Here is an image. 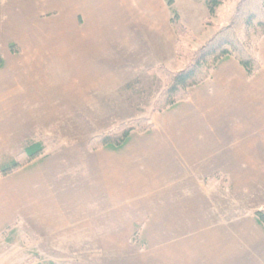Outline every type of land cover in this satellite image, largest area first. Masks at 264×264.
Segmentation results:
<instances>
[{
	"label": "rangeland",
	"instance_id": "374dc122",
	"mask_svg": "<svg viewBox=\"0 0 264 264\" xmlns=\"http://www.w3.org/2000/svg\"><path fill=\"white\" fill-rule=\"evenodd\" d=\"M238 2L222 0L216 12L210 14L207 0H0V63H4V67L0 66V89L2 82L18 77L23 79L25 87L41 81L38 89L29 91L50 94L48 100L34 102L35 115L30 112V106H24L20 112L14 109V104H9L8 110L13 112L8 113L7 120L0 116V167L10 164L9 158L14 159L24 151L30 140L24 144L19 141L40 125L41 132L36 131L38 138H46L50 145L55 137L65 142L67 150L46 163L53 166L50 172L55 183L61 185L63 178L64 186L71 190L70 195L57 194L54 200L58 204L50 211L48 204L52 202L41 204L44 207L33 206L31 194L25 196L22 204L18 202L14 206L15 211L8 218L13 222L0 226V264H150L142 253L144 244L140 235L146 217L142 205L130 220L129 213L122 210L119 221L112 219V196L96 186L97 171L92 159L96 149H89L88 142L139 117L153 121L152 106L166 82L159 67L170 71L184 68L193 51L217 28L229 24ZM149 4L161 7V12L145 17ZM164 10L168 40L162 43V58L167 64L148 70L136 67L135 83L111 98H81L80 92L89 90L97 78L115 74L123 78L122 70L132 64L151 63L150 53L143 44L137 45L135 53L125 48L127 35L124 34L137 30L139 39L138 32L147 33L144 31L147 26L151 25L153 34L159 27L163 29L164 17L160 13ZM174 12L188 32L180 37L177 46L173 45ZM153 34L151 40L159 44ZM96 101L104 102L103 115L90 114L96 108ZM48 110L49 115L45 113ZM47 122L49 129H45ZM10 125L21 128L11 130ZM249 135L252 145L249 144L248 154H263L264 133L256 131ZM47 150L45 146L40 156ZM32 162H25L7 175L1 174L8 176L5 183L12 187L14 175L11 174ZM27 177L24 184L26 192H30L31 175ZM80 183H86L85 189ZM63 204L70 208L66 216L56 211ZM248 204L264 209V185L261 191L249 196ZM3 213L4 208L0 207V215ZM126 232H131V236L127 237Z\"/></svg>",
	"mask_w": 264,
	"mask_h": 264
},
{
	"label": "crops",
	"instance_id": "0c3cea01",
	"mask_svg": "<svg viewBox=\"0 0 264 264\" xmlns=\"http://www.w3.org/2000/svg\"><path fill=\"white\" fill-rule=\"evenodd\" d=\"M146 8L145 17L161 12V7L152 4ZM161 16L165 27H159L154 34L151 25L144 28L147 33L138 32L139 39L137 30L124 34L125 48L135 53L143 44L151 63L132 64L122 70L123 78L115 74L99 77L95 84L90 81L89 90L80 92L81 98H111L135 83L136 67L148 70L167 64L162 58V45L168 40L166 10ZM152 34L159 44L153 43ZM174 36L173 45L175 33ZM259 58L262 66L254 76H249L235 58L223 60L207 81L190 89L187 100L154 113L151 132L132 134L118 150L99 148L92 152L96 186L112 196V219L119 221L122 210L129 213L130 220L142 205L146 213L140 235L144 244L142 253L150 264H155L157 257L158 264H264V227L255 217V212L262 208L248 204L249 196L261 191L264 185V153L248 154L252 143L249 132L264 133V37L259 42ZM0 66L4 67V63ZM2 83V120L13 112V109L9 112V104L20 112L24 106H30L35 115L34 102L50 98L48 92L29 91L38 89L41 81L33 82V87H25L18 77ZM103 103L96 101L90 114L103 115ZM45 113L49 115L50 111ZM9 128L18 130L21 126ZM45 129H49L48 122ZM41 130L36 125L34 133L24 135L19 144L26 140L41 141L47 152L35 158L30 166L11 174L12 187L5 183L8 176L0 173V207L4 208L0 226L13 222L8 218L15 211L14 206L22 204L27 194H31L33 206L44 207L52 202L48 204L50 211L58 204L54 200L57 194L71 193L63 178H60L63 187L55 183L50 172L53 166L46 163L67 150L65 142L54 136L50 145L46 138L37 137L36 131ZM30 175L32 188L26 192L24 180ZM80 185L84 189L87 186ZM56 211H61L62 216L70 214L65 204ZM125 234L131 236V232Z\"/></svg>",
	"mask_w": 264,
	"mask_h": 264
},
{
	"label": "trees",
	"instance_id": "16d2710c",
	"mask_svg": "<svg viewBox=\"0 0 264 264\" xmlns=\"http://www.w3.org/2000/svg\"><path fill=\"white\" fill-rule=\"evenodd\" d=\"M222 0H207L210 14H214ZM179 16L174 12L171 20L177 35L176 46L180 37L187 35ZM264 37V0H239L237 9L229 24L217 28L214 34L189 56L187 65L178 71H170L164 66L159 72L164 74L165 86L154 101L153 113H158L175 106L189 98L190 89L207 81L212 72L225 59L235 58L244 67L249 76H254L261 68L259 42ZM179 54V49H178ZM2 65V63H0ZM155 123L145 117L122 123L112 131L92 138L88 142L91 150L107 148L118 150L125 146L133 133L146 134L153 130ZM45 151L41 141L30 140L24 151L10 164L2 166L0 173L7 175L31 162ZM255 217L264 227V209L257 210Z\"/></svg>",
	"mask_w": 264,
	"mask_h": 264
}]
</instances>
